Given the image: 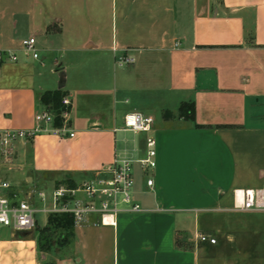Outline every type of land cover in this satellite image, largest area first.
I'll use <instances>...</instances> for the list:
<instances>
[{
	"label": "crops",
	"instance_id": "obj_1",
	"mask_svg": "<svg viewBox=\"0 0 264 264\" xmlns=\"http://www.w3.org/2000/svg\"><path fill=\"white\" fill-rule=\"evenodd\" d=\"M0 50L14 55L0 64V127L32 128L42 91L72 101L66 135L40 131L14 142L12 162L0 156L9 195L39 209L25 186L81 184L129 159L141 207L113 223L90 214L52 254L36 229L0 226V264H264V209L240 207L264 188V0H0ZM122 54L136 61L120 65ZM184 101L194 121L179 116ZM131 112L153 122L129 142ZM149 136L154 168L140 162Z\"/></svg>",
	"mask_w": 264,
	"mask_h": 264
},
{
	"label": "built area",
	"instance_id": "obj_2",
	"mask_svg": "<svg viewBox=\"0 0 264 264\" xmlns=\"http://www.w3.org/2000/svg\"><path fill=\"white\" fill-rule=\"evenodd\" d=\"M34 38L23 40V45L33 56L37 53L33 47ZM14 59V55L6 50H0V64ZM120 65H130L136 61L135 57L122 54L117 57ZM62 106L59 116L61 124H56V113L46 108L34 114L35 125L32 128L0 127V156L3 162L10 163L14 157L13 144L18 139H29L40 131H50L57 135H66L69 129V119L72 101L69 95L62 98ZM153 118L140 113L131 112L125 116V127L134 132L147 131L151 128ZM50 125V128L47 127ZM74 133L70 132V136ZM147 156L140 159L145 168L156 166L155 139L147 137ZM148 186L154 184L153 178L147 180ZM11 184L0 180V226L9 227L15 232H27L35 228L37 211L48 214L55 212H70L74 215L75 225L85 222L92 213L101 215L102 222L113 223L115 216L125 210L138 211L140 205L134 202L133 186L134 178L132 162L129 159L118 160L103 166L92 172L81 184L75 187L66 185L54 186L51 190L34 187L28 194L36 195L42 207L37 209L32 206L29 199H16L15 191L11 190ZM121 195V200L118 195ZM129 207L124 208L123 205ZM244 209H264V188L247 190L244 194V202L240 206ZM197 238L202 242L216 243L217 239L209 234L198 233Z\"/></svg>",
	"mask_w": 264,
	"mask_h": 264
},
{
	"label": "trees",
	"instance_id": "obj_3",
	"mask_svg": "<svg viewBox=\"0 0 264 264\" xmlns=\"http://www.w3.org/2000/svg\"><path fill=\"white\" fill-rule=\"evenodd\" d=\"M66 92L61 89L45 90L37 95L38 102L46 109L54 111L56 115V124H61L59 116L62 106V98ZM195 103L193 101H184L178 108L180 117L194 121ZM65 184L68 187H75L78 183L70 178L57 181L56 186ZM75 218L70 212H55L48 214L47 223L44 226H35L37 231V245L39 251L50 252L54 244L58 248L65 247L73 243L75 238ZM55 238H58L55 240ZM180 245V241L177 240ZM40 264H56L53 260H47Z\"/></svg>",
	"mask_w": 264,
	"mask_h": 264
},
{
	"label": "rangeland",
	"instance_id": "obj_4",
	"mask_svg": "<svg viewBox=\"0 0 264 264\" xmlns=\"http://www.w3.org/2000/svg\"><path fill=\"white\" fill-rule=\"evenodd\" d=\"M123 136H125L126 138H128V141L131 142L133 140L134 133L131 130H127L126 132L125 131L124 132H119V137H123ZM134 166H135V164H134ZM54 185L56 186V184H53V186ZM34 187L41 188V189H45V190H47V188H48L46 184L45 185H37V186H35L33 184H31V185L29 184L28 186H25L24 187V194H28L29 191L31 189H33ZM118 199L121 200V195L120 194L118 195ZM34 216H35V219L36 220H38L39 222H41L42 220H44L47 217V213L40 211V212H36ZM57 239L58 238H55V240H57ZM67 246H69V245H66L65 247H67ZM57 249H59V248L56 246V244H54L53 247H52V250L49 253L52 254V252H54Z\"/></svg>",
	"mask_w": 264,
	"mask_h": 264
}]
</instances>
